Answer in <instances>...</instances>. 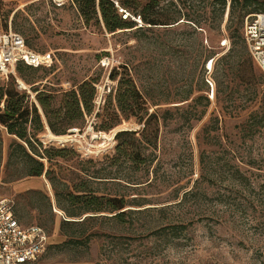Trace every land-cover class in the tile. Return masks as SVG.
Wrapping results in <instances>:
<instances>
[{
  "label": "rangeland",
  "instance_id": "obj_1",
  "mask_svg": "<svg viewBox=\"0 0 264 264\" xmlns=\"http://www.w3.org/2000/svg\"><path fill=\"white\" fill-rule=\"evenodd\" d=\"M135 1L142 7L148 0ZM257 1L264 10V0ZM211 3L159 0L147 13L166 25L136 24L135 16L128 19L132 28L108 33L99 19L85 20L71 0H0V31L11 29L33 50L53 55L51 67H22L15 72L18 82L9 83H20L32 101L34 89L57 95L85 80L96 89L93 111L80 128L61 137L46 128L36 135L41 149L62 151L41 159L47 175L24 176V164L8 162L12 137L1 127L0 199L13 203L20 223L41 226L49 235L33 264H264V96L253 97L235 72V59L230 71L220 62L232 47L231 30L242 38L253 6L231 15L226 0L213 19L218 6ZM177 19V25L168 24ZM113 69L118 77H131L145 96L154 115L145 128L122 116L105 127L118 115ZM252 74L260 75L255 67ZM215 77L227 85L217 97ZM120 131L135 133L115 140ZM190 189L185 202L175 205ZM55 193L60 205L76 213L69 220L85 218L67 227V236L60 231L65 214ZM69 194L97 200L68 206ZM119 212L120 221L113 217ZM177 223L186 225L180 236L163 230ZM68 239L83 244L64 245Z\"/></svg>",
  "mask_w": 264,
  "mask_h": 264
},
{
  "label": "trees",
  "instance_id": "obj_2",
  "mask_svg": "<svg viewBox=\"0 0 264 264\" xmlns=\"http://www.w3.org/2000/svg\"><path fill=\"white\" fill-rule=\"evenodd\" d=\"M71 1L72 3L76 4L78 10L81 12L85 20H89L91 17H94L96 20L99 19L104 29L108 33H113L120 29L132 28L134 26L133 22L136 24L143 23L153 27L167 24L159 23L157 20L149 17L147 13L150 8L157 7L159 0H148L147 3L142 7H138L135 0ZM178 1L180 2V0ZM212 3L213 5L218 6L217 8H214V6L212 8L213 13H216L213 17V19H215L222 15L226 0H212ZM238 5H240V8L237 7ZM250 6H253L252 9H250L252 14L264 12L263 9H260V4L257 0H230L231 15H235V12H238V10L244 11V13L247 14V8ZM118 8L127 13L125 18H123L122 15L118 13ZM135 16L139 18V23L135 20L133 22L128 21V19L135 18ZM179 19L168 24L177 25ZM185 20L191 21V19ZM198 23V19L192 22L194 26ZM229 38L233 40L232 47H230L228 53L220 59V62H222V65H225L226 70L229 71L234 67L232 65L235 64V72L237 73L240 80L243 82L246 81L247 88H252L251 92L253 97L258 95L263 97L264 77L261 74H252L253 67L255 66L252 63L244 41L238 34L236 28L231 30ZM25 43L28 46L26 41ZM234 59L235 61L233 62L232 60ZM51 64L52 61L47 66L33 67L23 63H17L15 66V72L17 71L20 73L22 71V67L29 69L49 68L51 67ZM204 66H206L205 63ZM11 78L16 80L14 77L8 76L7 79L0 84V132L2 127L6 135L12 137L8 146L7 160L9 162L11 160L18 159L21 164H24L26 167V171L23 174L24 176L38 177L42 174L47 175L48 172L44 170V164L41 159L50 160L53 156H61L62 151L57 150L55 154L52 155L49 153V150L41 149V143L36 138V135L46 128L48 133L52 134V136L61 137L72 128H80L84 123L85 116H89L93 111L94 100L96 98V89L94 85L95 82L92 80H85L81 82L75 89L62 91L57 95L48 91L45 92L34 89L32 92L35 94V101H32L29 94H27L25 91H20L18 88H16L14 83L8 82ZM109 79H117V85L114 89L113 99L116 104L118 115L113 113L114 118L110 117V122L108 119L106 121L105 127L107 129L113 128L120 120L118 116H122L123 119L134 117L138 123L142 122L145 128L146 125H148L150 118L154 116L153 114L147 112V108L145 107V96L137 89L133 80L127 74H125L123 77H118L117 73L113 69L112 74L109 75ZM214 83L216 87L215 97H217L219 93H223L225 89H227V85L223 87L222 82L216 77L214 78ZM230 92L231 89L229 93L226 94V97H228ZM111 94L112 92L110 90L109 95L107 96L108 101L106 99L107 102L106 105H104L105 108L110 104ZM165 115H169V111L164 112V119ZM259 120H264V107L262 109V113L259 116ZM134 133L135 131H120L114 135V139L118 140L124 135H133ZM116 150L119 151V146H117ZM201 162L202 159H200V164ZM191 191L192 190L190 189L184 192L175 205H181L184 203L187 196L193 193ZM55 197L56 206L65 214V217L60 222V231L67 236L66 228L73 225H81L85 218L80 222L69 220L74 219L76 217V213H74L73 210L60 205V200L57 198L56 193ZM96 200L97 197L94 196L78 197L76 195L70 194L66 198L68 206H74L80 201H82L86 206H91L92 204H95ZM122 215L123 212H119L113 217L120 221ZM165 229H169L173 237H178L181 235V232L186 229V225L180 223L169 224L163 227V230ZM67 244H83V242L74 240L72 241V239H68L64 245ZM262 256L264 259V250L262 252Z\"/></svg>",
  "mask_w": 264,
  "mask_h": 264
},
{
  "label": "built area",
  "instance_id": "obj_3",
  "mask_svg": "<svg viewBox=\"0 0 264 264\" xmlns=\"http://www.w3.org/2000/svg\"><path fill=\"white\" fill-rule=\"evenodd\" d=\"M53 1L61 4L65 0ZM118 13L123 18L127 15L120 8ZM136 21L139 22L138 17ZM242 39L253 65L264 77V12L254 13L245 18ZM52 58L51 52L38 53L29 48L19 33L11 29L0 31V84L8 76L16 79L17 63L33 67L47 66ZM210 62L208 61L205 66L207 72L211 71L208 67ZM206 82L212 91V83L209 80ZM18 88H22L20 83ZM48 244L49 235L43 227L20 223L14 214L13 203L9 199H0V264H33L44 253Z\"/></svg>",
  "mask_w": 264,
  "mask_h": 264
},
{
  "label": "bare ground",
  "instance_id": "obj_4",
  "mask_svg": "<svg viewBox=\"0 0 264 264\" xmlns=\"http://www.w3.org/2000/svg\"><path fill=\"white\" fill-rule=\"evenodd\" d=\"M139 23V22H138ZM211 66H212V62H210L209 64H208V67H210L211 68ZM113 132V131H112ZM50 136V135H49ZM53 138V137H52Z\"/></svg>",
  "mask_w": 264,
  "mask_h": 264
}]
</instances>
